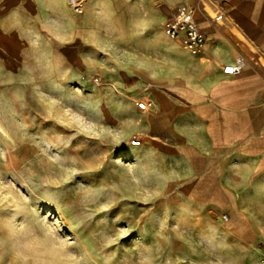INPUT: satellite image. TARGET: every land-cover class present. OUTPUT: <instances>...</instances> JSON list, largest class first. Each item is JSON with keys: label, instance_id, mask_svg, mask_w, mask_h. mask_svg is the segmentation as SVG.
<instances>
[{"label": "rangeland", "instance_id": "obj_1", "mask_svg": "<svg viewBox=\"0 0 264 264\" xmlns=\"http://www.w3.org/2000/svg\"><path fill=\"white\" fill-rule=\"evenodd\" d=\"M111 43L108 69L131 68L132 47ZM46 50L0 68V264H253L215 206L213 158L144 127L145 96L123 86L137 115L107 120L116 74L68 73ZM243 210L264 241V208Z\"/></svg>", "mask_w": 264, "mask_h": 264}, {"label": "crops", "instance_id": "obj_2", "mask_svg": "<svg viewBox=\"0 0 264 264\" xmlns=\"http://www.w3.org/2000/svg\"><path fill=\"white\" fill-rule=\"evenodd\" d=\"M82 4L84 12L78 14L68 0H0V68L19 75L18 65L25 69L34 50L43 56L51 47L60 58L58 68L68 73L116 74L119 93L101 106L107 120L113 118V107L121 113L125 106L137 115L121 86L150 99L149 110L139 109L146 119L139 120L151 132L162 131L166 139L183 144V153L213 158V199L229 213L224 222L228 236L244 240L239 242L243 253L261 264L262 240L243 208H264V0ZM180 4L195 7L208 37L199 55L165 31ZM110 39L122 55L132 47L131 68L118 62L108 69L103 53ZM139 150L129 153L137 159ZM191 183L190 190L196 185Z\"/></svg>", "mask_w": 264, "mask_h": 264}, {"label": "built area", "instance_id": "obj_3", "mask_svg": "<svg viewBox=\"0 0 264 264\" xmlns=\"http://www.w3.org/2000/svg\"><path fill=\"white\" fill-rule=\"evenodd\" d=\"M71 7L78 14L84 12L82 0H68ZM165 31L172 39L179 40L181 44L193 55L201 54L208 37L202 32L196 20V10L192 5L180 4L176 7L171 17L165 22ZM138 108L142 111L149 110L153 103L148 98L137 101ZM134 146L142 144L141 139L132 141ZM228 217L225 216L224 219ZM260 263L264 264V241L259 242Z\"/></svg>", "mask_w": 264, "mask_h": 264}, {"label": "bare ground", "instance_id": "obj_4", "mask_svg": "<svg viewBox=\"0 0 264 264\" xmlns=\"http://www.w3.org/2000/svg\"><path fill=\"white\" fill-rule=\"evenodd\" d=\"M229 218V217H228ZM228 220V219H227Z\"/></svg>", "mask_w": 264, "mask_h": 264}]
</instances>
